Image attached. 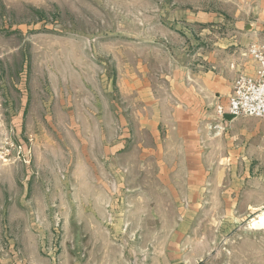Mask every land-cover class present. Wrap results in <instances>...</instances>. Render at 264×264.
<instances>
[{
    "label": "rangeland",
    "instance_id": "rangeland-1",
    "mask_svg": "<svg viewBox=\"0 0 264 264\" xmlns=\"http://www.w3.org/2000/svg\"><path fill=\"white\" fill-rule=\"evenodd\" d=\"M255 1L0 0V264H264V206L247 209L264 186L206 159L200 193L161 184L128 87L161 83Z\"/></svg>",
    "mask_w": 264,
    "mask_h": 264
},
{
    "label": "crops",
    "instance_id": "crops-1",
    "mask_svg": "<svg viewBox=\"0 0 264 264\" xmlns=\"http://www.w3.org/2000/svg\"><path fill=\"white\" fill-rule=\"evenodd\" d=\"M240 7L243 10L236 13L227 29L229 35L210 40L209 50L197 53V58L176 61L161 83L153 82L149 73L145 85L136 76L128 83L139 106L140 131H145L144 142H139L145 145L141 151L147 164L155 166L151 176L163 185L170 178L181 177L185 182L187 177V185L182 184L183 192L200 193L206 159L236 162V166L238 162L244 163L241 181L246 193L259 195L256 187L264 186V129L257 126L253 130L232 132L237 118L229 119L217 113V105L227 103L238 74H256L258 64L249 53L251 44L264 45V0ZM199 17L195 16L199 23L212 21V16L205 20ZM200 34L202 31L197 34L199 41ZM102 148L106 157L117 153L120 146ZM84 154L88 157L86 151ZM234 171L232 174L237 175ZM96 188L100 192L105 190ZM225 192V200H232L228 191ZM262 206L264 201L257 199L248 203L247 209L255 212Z\"/></svg>",
    "mask_w": 264,
    "mask_h": 264
},
{
    "label": "built area",
    "instance_id": "built-area-1",
    "mask_svg": "<svg viewBox=\"0 0 264 264\" xmlns=\"http://www.w3.org/2000/svg\"><path fill=\"white\" fill-rule=\"evenodd\" d=\"M249 53L258 64L256 74H238L227 103L217 105V113L221 116H255L264 120V45L251 44Z\"/></svg>",
    "mask_w": 264,
    "mask_h": 264
},
{
    "label": "bare ground",
    "instance_id": "bare-ground-1",
    "mask_svg": "<svg viewBox=\"0 0 264 264\" xmlns=\"http://www.w3.org/2000/svg\"><path fill=\"white\" fill-rule=\"evenodd\" d=\"M251 225L254 227L264 228V211L260 213L256 218H253V220L251 221Z\"/></svg>",
    "mask_w": 264,
    "mask_h": 264
},
{
    "label": "water",
    "instance_id": "water-1",
    "mask_svg": "<svg viewBox=\"0 0 264 264\" xmlns=\"http://www.w3.org/2000/svg\"><path fill=\"white\" fill-rule=\"evenodd\" d=\"M225 116H226L227 118H229V119H232V118L236 117V116H234L233 114H225Z\"/></svg>",
    "mask_w": 264,
    "mask_h": 264
}]
</instances>
